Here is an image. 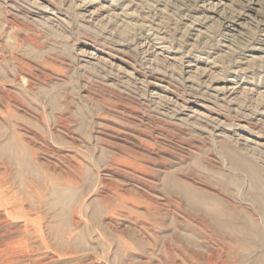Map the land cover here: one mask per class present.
<instances>
[{
	"label": "rangeland",
	"instance_id": "374dc122",
	"mask_svg": "<svg viewBox=\"0 0 264 264\" xmlns=\"http://www.w3.org/2000/svg\"><path fill=\"white\" fill-rule=\"evenodd\" d=\"M232 78L235 102L216 92ZM0 98V144L22 141L49 182L77 175L65 204L32 203L46 208L50 249L31 239L36 252L12 264H204L220 252L239 264L248 254L222 252L205 214L264 220L250 198L262 190L233 161L264 176V0H0ZM195 99L205 114L190 122L182 106ZM219 120L229 136L215 135ZM61 210L60 238L48 225Z\"/></svg>",
	"mask_w": 264,
	"mask_h": 264
},
{
	"label": "bare ground",
	"instance_id": "6f19581e",
	"mask_svg": "<svg viewBox=\"0 0 264 264\" xmlns=\"http://www.w3.org/2000/svg\"><path fill=\"white\" fill-rule=\"evenodd\" d=\"M214 1H212L213 3ZM8 3V2H7ZM217 4V3H216ZM48 6V5H47ZM44 6V9L45 7ZM48 10V9H47ZM50 12H52L50 10ZM54 15V14H53ZM56 15V14H55ZM205 15V14H204ZM128 16V15H127ZM119 17V16H118ZM89 19V18H88ZM57 20V19H56ZM87 20V19H86ZM113 22V21H112ZM132 22V21H131ZM227 22V21H226ZM225 22V23H226ZM229 22V21H228ZM128 23V22H127ZM125 23V24H127ZM138 23V22H137ZM124 24V23H123ZM129 24V23H128ZM127 24V27L129 28V25ZM131 24V23H130ZM138 27V26H137ZM224 27L226 29H230V24L226 23L224 24ZM139 30V29H138ZM242 38V37H241ZM260 40V39H259ZM147 42V41H146ZM123 43V42H122ZM229 45V44H228ZM152 46V45H151ZM154 48V47H153ZM150 49V48H149ZM100 51V50H99ZM94 52V51H93ZM93 52H90L91 54H95ZM98 52V50H97ZM160 53V52H159ZM145 54V52H144ZM97 55V53H96ZM93 57V56H92ZM97 60V56L94 57ZM93 58V59H94ZM101 58V57H100ZM104 58V57H103ZM122 59V58H121ZM127 59V58H126ZM149 60V58H148ZM126 61V60H125ZM189 63V62H188ZM192 63V62H191ZM152 64V63H151ZM144 65V64H143ZM148 66V65H147ZM156 67V64H155ZM120 68V67H119ZM124 68V67H123ZM122 68V69H123ZM145 69V68H144ZM157 69V68H156ZM129 70V69H128ZM149 70V69H148ZM245 70V69H244ZM159 71V70H158ZM184 71V70H183ZM238 73V72H237ZM167 74V73H166ZM136 75V74H135ZM200 75V74H199ZM156 76V75H155ZM183 76V74H182ZM21 77V76H20ZM121 77V76H120ZM168 77V76H167ZM190 77V76H189ZM192 77V76H191ZM199 77V76H198ZM137 79V78H136ZM186 79V77H185ZM197 79V78H196ZM233 80H231V83L227 84V86L225 88H221L218 87L216 88V92H218V94L220 93L223 98L221 97V99H227V101H230L233 99V97H235L234 95L237 94V91H239L240 88V82L234 78H232ZM127 80V79H126ZM198 80V79H197ZM139 81V80H138ZM25 83V82H24ZM202 83V82H201ZM144 84V83H143ZM207 84V83H206ZM165 85V84H164ZM185 85V84H184ZM204 85V84H203ZM242 85V84H241ZM205 86V85H204ZM208 86V85H207ZM212 86V85H211ZM161 90L162 91H166L165 87L163 85H160ZM169 88V87H168ZM215 89V88H214ZM245 89V88H242ZM241 91V89H240ZM156 92V91H155ZM244 92V91H243ZM242 92V94H243ZM246 92V91H245ZM154 93V92H153ZM174 93V92H173ZM195 93V92H193ZM206 93V92H205ZM213 93V92H212ZM259 93V92H258ZM159 94V93H158ZM209 94V93H208ZM219 94V96H220ZM245 94V93H244ZM243 94V95H244ZM257 94V93H256ZM157 95V93H156ZM184 95V94H183ZM203 95V94H202ZM211 95V94H210ZM163 95H160V97H162ZM251 96V95H250ZM261 96V95H260ZM8 97V96H7ZM6 97V98H7ZM159 97V96H158ZM165 97V96H163ZM171 97V96H170ZM169 97V98H170ZM180 97V96H179ZM215 97V96H214ZM10 98V97H9ZM13 98V97H12ZM168 98V97H167ZM201 98V97H200ZM237 98V97H236ZM253 98V97H252ZM251 98V99H252ZM1 99V98H0ZM15 99V98H14ZM229 99V100H228ZM245 99V98H243ZM242 99V100H243ZM255 99V98H254ZM173 100V99H172ZM171 100V102H172ZM188 100V99H187ZM197 101L194 100H190L188 102L185 103V105H183V112H185V118H187L188 121L191 122L192 118H196L198 116H202V114L205 112H203L201 110L202 107H205L201 102H198V99H195ZM234 100V99H233ZM246 100V99H245ZM253 100V99H252ZM12 101V100H11ZM9 101V102H11ZM160 101V100H158ZM176 101V100H175ZM178 101V100H177ZM185 101V100H184ZM200 101V100H199ZM2 102V100H1ZM154 102V101H153ZM235 102V100H234ZM239 102V101H238ZM244 102V101H242ZM22 102H20L19 104H21ZM7 104H9L7 102ZM14 104V103H12ZM193 104V105H192ZM256 104V103H255ZM24 105V104H23ZM26 105V104H25ZM158 105V104H157ZM238 105V104H237ZM250 105V104H249ZM10 106V105H9ZM170 106V105H169ZM244 106V105H242ZM263 106H264V102H263ZM229 107V106H228ZM247 107V106H246ZM1 108V107H0ZM16 108V107H15ZM175 108V107H174ZM207 108V107H206ZM235 108V107H234ZM241 108V107H240ZM4 109V107L2 108ZM243 109V108H242ZM246 109V108H245ZM248 109V108H247ZM263 109V108H262ZM182 110V109H181ZM204 110V109H203ZM5 111V110H4ZM219 111V110H218ZM240 111V110H239ZM172 112V111H171ZM203 112V113H202ZM238 112V111H237ZM248 112V111H246ZM253 111H251L252 113ZM239 113V112H238ZM249 113V112H248ZM257 113V112H256ZM168 114V113H167ZM171 114V113H169ZM260 116L264 117V110L259 112ZM208 115V114H207ZM206 115V116H207ZM177 118V115H174ZM213 116V115H212ZM243 117L241 118L240 121H244L246 117H248V114H244L242 115ZM178 117H180L178 115ZM258 117V116H257ZM199 118V117H198ZM197 118V119H198ZM216 118V117H215ZM226 118V116H225ZM182 119V118H181ZM191 119V120H189ZM193 119V120H194ZM203 119V117H202ZM207 119V118H206ZM212 119V118H211ZM214 119V118H213ZM176 120V119H175ZM185 120V119H183ZM216 120V119H215ZM214 120V121H215ZM222 122L223 120L220 119ZM218 121V123L216 124L217 126L215 127V130L217 131V133L215 135L220 136V137H225V136H229L223 126H221L220 122ZM232 120V119H230ZM179 121V119H178ZM187 121V122H188ZM205 121V120H204ZM217 121V120H216ZM239 121V120H238ZM237 121V122H238ZM247 121V120H246ZM257 121V120H256ZM255 121V122H256ZM221 122V123H222ZM230 122V121H229ZM262 122V121H261ZM181 123V122H180ZM194 123V121H193ZM235 123V122H234ZM249 123V122H247ZM6 124V122H5ZM223 124V123H222ZM240 124V123H239ZM242 124V123H241ZM246 124V123H245ZM254 124V122H253ZM264 124V123H263ZM15 125V124H13ZM251 125V123H250ZM261 126V124H260ZM11 127V124H10ZM238 127H244L242 125H238ZM254 127V126H253ZM249 128V127H248ZM19 129V128H18ZM17 129V130H18ZM27 130V129H26ZM20 131V130H19ZM215 131V132H216ZM10 132V130H9ZM26 132V131H25ZM24 132V133H25ZM31 132V131H30ZM214 133V132H213ZM257 133V132H256ZM241 134V133H240ZM3 135V133H2ZM29 136V135H28ZM31 136V135H30ZM33 137V136H32ZM243 137V136H242ZM240 135V138H242ZM6 138V137H5ZM231 138V137H230ZM229 138V139H230ZM223 139V138H222ZM226 139V138H225ZM244 140V142H247L248 138H242ZM4 140V138H3ZM25 140V138H24ZM251 140V139H249ZM257 140V139H256ZM237 143V141L239 140H235ZM230 142V141H229ZM234 142V141H233ZM252 142V141H251ZM258 142V141H257ZM259 143V142H258ZM234 144V143H233ZM239 144H242L241 141ZM248 144V142L246 143ZM29 145V144H28ZM259 145V144H258ZM264 146V144H263ZM250 147V146H249ZM31 149V148H30ZM235 150V149H233ZM29 151V150H28ZM32 151V150H31ZM236 151V150H235ZM238 151V150H237ZM257 151V150H256ZM33 152V151H32ZM251 152V151H250ZM255 152V151H254ZM35 154V153H34ZM229 154V153H228ZM240 154V153H239ZM250 154V153H249ZM259 154V153H258ZM36 155V154H35ZM253 155V154H252ZM32 156V155H31ZM34 156V155H33ZM114 157V156H113ZM231 157V156H230ZM255 157V155H254ZM37 158V157H36ZM118 158V157H116ZM137 158V157H136ZM233 161L234 163L241 167L244 166L246 170V172L248 173V175L251 178V185L252 187H254L255 189H261L262 191L260 192V194L258 195V193L252 195L253 197H250L253 199V201L257 204V207L259 209V211L261 212L262 217H264V180H261V177L264 178V176L261 175V170H259L257 167H255L253 164H250L249 162H245L242 160H239L237 156L233 155ZM34 159V157L32 158ZM138 159V158H137ZM229 159V158H228ZM35 160V159H34ZM114 160V158H113ZM121 160V159H120ZM153 160V159H152ZM232 160V159H231ZM36 161V160H35ZM0 166L3 165V168H1L0 170V228L5 229L6 227H13L14 224L17 223V227L14 230L12 228H6L5 231H3V233H0V264H12L16 261H24L25 259L27 260L30 252H32V250H34L32 248V246L29 243V240L31 242V239L34 240H39L41 242V245L44 246V248L50 249V245L48 244L49 242H47V240H45L46 238L48 239V233H46L45 231V236H47L45 238L44 236V232L43 230L47 229L44 227L45 223L49 224V216L46 220L45 216H43L42 211L45 210H41L39 214H36L34 212H32V208H38V205H32V203H36L40 205L41 203V199H46L47 195L52 196L53 198V204L56 206L57 205H63L66 202H68L69 200H71L74 195H75V191L73 190V184L75 183V178L77 177V175H73V177H66V179L62 182H49V180H46V176H45V172L43 173V171L41 173H43V175L45 176H40L39 172L36 170L37 168L35 166H33V163L30 161L29 156H27L26 150H25V145L22 141H18L16 139V137L12 138V137H7L5 141H2L0 144ZM119 162V161H118ZM128 162V161H127ZM126 162V163H127ZM142 162V161H141ZM151 162V161H150ZM254 162V160H253ZM116 162H114L115 164ZM140 163V161H139ZM77 164V163H76ZM113 164V163H112ZM111 164V165H112ZM113 164V165H114ZM123 163H121L122 165ZM256 164V163H255ZM124 165V164H123ZM135 165V164H134ZM257 165V164H256ZM77 166V165H76ZM139 166V165H138ZM71 167L73 168V166L71 165ZM133 167V166H132ZM142 167V166H141ZM141 167H137V168H141ZM144 167V166H143ZM142 167V168H143ZM71 168V169H72ZM76 168V167H75ZM131 168V167H129ZM135 168V167H133ZM136 168V169H137ZM141 168V169H142ZM238 168V167H237ZM88 169V168H87ZM145 169V167L143 168ZM236 169V168H235ZM70 170V169H69ZM131 170V169H129ZM134 170V169H133ZM146 170V169H145ZM77 171V170H75ZM138 171V170H137ZM234 171V170H233ZM238 171V170H237ZM122 172V171H121ZM124 172V171H123ZM126 172V171H125ZM128 172V170H127ZM239 172V171H238ZM241 172V171H240ZM66 174H69V171L65 172ZM71 173V172H70ZM74 173V172H73ZM72 173V174H73ZM82 173V172H81ZM143 173V172H142ZM148 173V172H147ZM168 173V172H167ZM51 174H53L51 172ZM67 174V175H68ZM125 174V173H124ZM170 174V173H169ZM134 175V174H133ZM172 175V174H171ZM239 175V174H238ZM63 176V175H62ZM76 176V177H74ZM115 176V175H114ZM125 176V175H124ZM136 177V175H134ZM247 176V175H245ZM60 178V177H59ZM134 178V177H133ZM139 178V177H138ZM141 178V177H140ZM143 178V177H142ZM79 179V178H78ZM146 179V178H145ZM148 179V178H147ZM44 180V181H43ZM141 180V179H140ZM43 181V183H41ZM61 181V180H60ZM82 181V180H81ZM169 181V180H168ZM83 182V181H82ZM140 182V181H138ZM142 182V181H141ZM221 182V181H220ZM226 182V181H225ZM48 183L45 188H43V184ZM80 183V182H79ZM237 183V182H236ZM241 183V182H240ZM76 184V183H75ZM126 184V183H125ZM133 184V183H132ZM135 184V183H134ZM139 185V184H138ZM224 185V184H223ZM136 186V185H135ZM141 187V186H140ZM171 187V186H170ZM222 188V186H220ZM224 187V186H223ZM149 188V187H148ZM151 188V187H150ZM171 189V188H170ZM174 189V188H173ZM225 189V188H224ZM143 190V189H142ZM184 190V189H183ZM188 190V189H187ZM192 190V189H191ZM223 190V189H222ZM225 191V190H224ZM172 192V191H170ZM175 192V191H173ZM118 193V192H117ZM141 193V192H140ZM177 193V192H176ZM254 193V192H253ZM115 194V193H114ZM251 194V193H250ZM124 195V194H123ZM199 196V195H198ZM251 196V195H250ZM34 197L36 198V200H34ZM107 197V196H106ZM51 198V199H52ZM191 198V197H190ZM200 198V197H199ZM216 198V196L214 197ZM220 198V197H219ZM50 199V201H51ZM78 199V198H77ZM209 199V198H208ZM231 199V198H230ZM42 200V201H43ZM48 200V199H47ZM220 200H222L220 198ZM27 201H29V204L31 207H26L24 206V204L27 205ZM74 201V200H73ZM84 201V200H83ZM122 201V200H121ZM206 202V200H204ZM49 202V201H48ZM76 202V201H74ZM73 202V203H74ZM82 202V200H81ZM120 202V200H119ZM125 202V201H124ZM223 202V201H222ZM250 202V201H249ZM72 203V204H73ZM121 203V202H120ZM119 204V203H118ZM117 204V205H118ZM208 204V203H207ZM210 204V203H209ZM228 204V203H227ZM44 206V204H42ZM81 205V204H79ZM108 205V204H107ZM192 205V203H191ZM195 205V204H194ZM213 205V204H212ZM42 206V207H43ZM48 206V205H47ZM198 206V205H197ZM216 206V205H215ZM231 206V205H230ZM52 207V206H50ZM67 208V206H65ZM81 207V206H80ZM224 207V206H223ZM226 207V206H225ZM239 207V206H238ZM41 208V207H40ZM39 208V209H40ZM69 208V207H68ZM83 208V206H82ZM81 208V209H82ZM199 208V207H198ZM231 208V207H230ZM52 210V208H50ZM55 209V207H54ZM53 209V210H54ZM64 209V208H63ZM116 209V208H115ZM60 210V209H59ZM198 210V209H197ZM66 211V210H65ZM80 213L82 212L79 209ZM199 211V210H198ZM202 211V209H201ZM234 211V210H233ZM206 212V211H205ZM247 212V210H246ZM251 213V210L249 211ZM51 213V212H50ZM67 213V212H66ZM42 214V215H41ZM65 214V213H64ZM72 214V213H71ZM83 214V213H82ZM252 214V213H251ZM47 215V214H46ZM73 215V214H72ZM207 216L206 220L208 221V225H209V229L213 232L214 236L216 235V238L221 242V245L219 247L220 250H222V252L226 251L229 252L231 254L232 251H237L236 248H243V250H247L248 254L244 255H238L240 258L242 256V260H240L239 264L241 263V261H246L247 264H264V220L263 218L261 220H256L255 218H252L250 216H239L236 215L232 212H230L227 208H224L223 210H218L216 212H213L211 210H208L207 213L205 214ZM66 216V215H65ZM68 216V215H67ZM74 216V215H73ZM253 216V214H252ZM255 216V215H254ZM70 217V216H69ZM83 217V216H82ZM52 221H56L55 223H52L48 226H50L49 230L55 234V235H63L62 233V225H64L66 222L63 219V211H52V214L50 216ZM74 218V217H73ZM81 218V217H80ZM56 219V220H55ZM71 219V218H70ZM76 221L78 220L77 218ZM72 219V220H74ZM46 220V222L44 221ZM205 220V219H204ZM51 221V222H52ZM68 221V220H67ZM75 221V223H76ZM80 221V219H79ZM19 222V224H18ZM42 222H45L43 227L45 229L42 228ZM198 224V223H197ZM205 224V223H204ZM76 225V224H75ZM203 225V224H202ZM67 226V225H66ZM77 226V225H76ZM5 227V228H4ZM79 227V226H78ZM77 227V228H78ZM208 227V226H206ZM71 230L74 229L70 228ZM68 229V231L66 232L68 235H70V233H72V231ZM76 229V228H75ZM0 231V232H2ZM74 231V230H73ZM61 232V233H60ZM16 234L14 237H7L5 235H9V234ZM209 234V233H208ZM68 235L66 236V238H68ZM74 235V234H73ZM5 236V237H4ZM213 236V235H212ZM3 237V238H2ZM213 238V237H212ZM65 239V238H64ZM193 239V238H191ZM195 240V239H194ZM193 240V241H194ZM191 241V240H190ZM34 242V241H33ZM197 242V241H196ZM61 243V242H60ZM192 243V242H191ZM226 243V246H224V244ZM193 244V243H192ZM197 244V243H196ZM214 244V243H213ZM66 245V244H65ZM70 245V244H69ZM34 246V245H33ZM68 246V245H67ZM36 247V246H35ZM62 248H64L61 245ZM69 247V246H68ZM217 247V246H216ZM215 247V248H216ZM212 248V247H211ZM52 249V248H51ZM62 250V249H61ZM60 250V251H61ZM217 251V250H216ZM215 251V252H216ZM34 252H36V249L34 250ZM38 252V251H37ZM49 252V251H48ZM188 252V251H187ZM208 252V251H207ZM212 252V251H211ZM252 252H257L254 256L250 257V254H252ZM53 253V252H52ZM55 253V252H54ZM221 253V252H220ZM220 253H216L217 255L214 254H207L206 258H205V262L204 264H227L226 262L233 256H236L235 254H229L230 258L225 260L222 259L221 254ZM41 254V253H40ZM38 254V255H40ZM254 254V253H253ZM33 255V253H32ZM31 255V256H32ZM187 256V255H186ZM189 256V255H188ZM225 257V256H224ZM229 257V256H228ZM200 258V257H199ZM202 258V257H201ZM238 258V257H237ZM31 259V258H30ZM190 259V257H189ZM193 259V258H192ZM197 259V258H196ZM195 259V260H196ZM204 259V257H203ZM24 262H27V261ZM231 260V259H230ZM32 261V260H31ZM30 261V262H31ZM198 261V260H197ZM237 261V259H236ZM184 262V261H183ZM200 262V261H199ZM238 262V261H237ZM27 264V263H26ZM30 264V263H29ZM181 264V263H180ZM244 264V263H243Z\"/></svg>",
	"mask_w": 264,
	"mask_h": 264
}]
</instances>
